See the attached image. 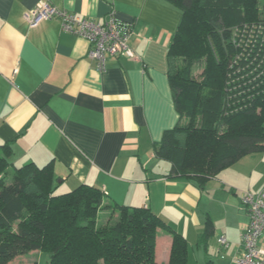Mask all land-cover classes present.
<instances>
[{
    "label": "crops",
    "instance_id": "0c3cea01",
    "mask_svg": "<svg viewBox=\"0 0 264 264\" xmlns=\"http://www.w3.org/2000/svg\"><path fill=\"white\" fill-rule=\"evenodd\" d=\"M44 2L98 22L116 8L133 26L137 59L109 55L101 72L89 41L59 18L30 26L26 13ZM181 19L170 0H0V153L9 147V168L53 164L57 190L87 184L110 202L151 209L185 238L187 264H234L250 221L241 200L264 191V168H242L243 158L202 184L171 175L156 155L165 132L185 123L168 76ZM172 244L161 229L157 264L170 262Z\"/></svg>",
    "mask_w": 264,
    "mask_h": 264
},
{
    "label": "trees",
    "instance_id": "16d2710c",
    "mask_svg": "<svg viewBox=\"0 0 264 264\" xmlns=\"http://www.w3.org/2000/svg\"><path fill=\"white\" fill-rule=\"evenodd\" d=\"M170 1L182 19L168 76L187 122L166 131L155 150L171 163V175L203 184L264 153V0ZM2 150L0 264L32 250L49 255L44 264H157L159 229L173 238L168 264H187L185 238L151 209L106 202L101 189L87 184L57 194L53 164L11 172V151ZM108 209L107 221L99 222Z\"/></svg>",
    "mask_w": 264,
    "mask_h": 264
},
{
    "label": "built area",
    "instance_id": "2783aa9c",
    "mask_svg": "<svg viewBox=\"0 0 264 264\" xmlns=\"http://www.w3.org/2000/svg\"><path fill=\"white\" fill-rule=\"evenodd\" d=\"M25 18L32 28L43 20L59 18L65 32L89 41L91 45L89 57L96 62L101 72H105L107 69L109 55L137 59L130 46L133 26L118 18L116 8H112L107 17L98 22L59 10L52 4L44 2L27 12ZM241 204L247 211L250 221L241 236L243 251L234 260V264H264V249L260 246V239L264 232V191L257 194L245 193ZM219 244L227 247L226 237H221Z\"/></svg>",
    "mask_w": 264,
    "mask_h": 264
},
{
    "label": "rangeland",
    "instance_id": "374dc122",
    "mask_svg": "<svg viewBox=\"0 0 264 264\" xmlns=\"http://www.w3.org/2000/svg\"><path fill=\"white\" fill-rule=\"evenodd\" d=\"M195 73L196 75H199L201 73V69H198ZM184 120L185 122H187L186 117L184 118ZM239 166H241L242 168H264V153H255L244 157V160L241 161ZM9 170L12 172L13 168H9ZM63 191L64 190H57L56 193L57 194L66 193L65 191L64 192ZM104 201L107 202L108 200L105 198ZM110 211H111L110 209L105 211V213H103L105 219H100L99 222L103 223L104 221H107L106 219ZM160 230L161 229H159V231ZM48 259H49L48 254L39 250H32L22 256L12 259L10 262H8V264H44L46 261H48Z\"/></svg>",
    "mask_w": 264,
    "mask_h": 264
}]
</instances>
